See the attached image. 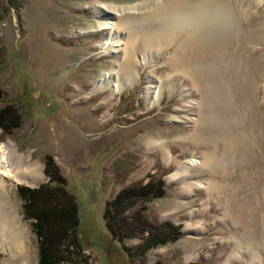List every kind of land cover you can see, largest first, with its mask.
<instances>
[{
    "label": "rangeland",
    "instance_id": "374dc122",
    "mask_svg": "<svg viewBox=\"0 0 264 264\" xmlns=\"http://www.w3.org/2000/svg\"><path fill=\"white\" fill-rule=\"evenodd\" d=\"M165 1L0 0V144L13 143L40 172L30 184L7 177L0 190V264H38V243L30 220L22 217L17 189L48 182L45 156L77 206L78 246L62 264H252L245 248L234 252L246 234L264 264V0H217L227 5L232 25L221 38L224 59L211 69L218 84L215 116L200 130L199 106L192 123L185 107L200 105V92L184 94L189 82L165 63L178 34L146 66L140 54L128 64L137 73L130 85L117 93L95 89L117 56L102 52L101 32L83 33L97 31L94 2L135 5L130 15L137 16L171 0ZM144 24L139 20L132 27ZM150 72L166 82L149 107ZM150 139L166 143L169 161L163 149L148 148ZM203 154L217 163L173 177L186 159ZM148 177L161 178L164 195L134 203L124 215L139 210L151 224L178 226L179 236L133 257L140 237L113 239L104 226L103 206ZM241 202L246 213L254 212L248 229L233 220ZM13 218L22 230L20 252L11 248Z\"/></svg>",
    "mask_w": 264,
    "mask_h": 264
},
{
    "label": "bare ground",
    "instance_id": "6f19581e",
    "mask_svg": "<svg viewBox=\"0 0 264 264\" xmlns=\"http://www.w3.org/2000/svg\"><path fill=\"white\" fill-rule=\"evenodd\" d=\"M185 1L171 0L168 1L169 4H165V1L164 4H156L144 15L139 14L137 16L130 15L131 11L136 10L135 5L118 6L94 2L97 31L89 30L83 33L101 32L102 37L99 47L102 48V52L117 56L112 69L101 75L97 82L95 81V89L104 86L110 88L112 93H117L122 86L130 85L136 78L137 73L127 66L131 62H136L135 57L138 54L141 56L140 64L146 66L149 58L155 57L161 50L168 49L176 34L180 35L177 47L170 55L166 56L165 63L169 65L174 74H178L180 78L187 79L185 81L189 82L187 84L190 85V88H187L184 94L192 91L190 96H195L197 91L200 92V105L196 102L185 106L187 107L186 111L194 116L191 123L192 120L196 119L195 114L192 112L196 111L199 106L198 129L200 130L215 116V98L218 95L216 85L218 84L215 85L217 81L214 80L212 75V72L215 71L212 67L216 65L215 63L220 64L224 59L225 47L222 46L221 38L226 37L232 22L229 17V9L225 3L217 0H202L191 4ZM139 20L141 23L145 22V26L142 25L140 29L132 27V24L135 25ZM135 44L138 46L137 50L133 52ZM120 67L121 73L119 72ZM149 74L146 95L150 107L158 100L160 90H162L161 88H163L162 86L165 85L166 81L164 78L153 77L151 72ZM121 80L124 83L123 85L119 83ZM128 82L130 83L128 84ZM194 89L197 91L194 92ZM204 106L207 110L206 115L202 111ZM147 146L150 150L163 149L165 159L169 161L170 153L165 142L150 139ZM27 160V158L21 157L14 148L13 143H9L8 146L5 143L0 144V190H5V179L7 177L23 184H30L39 176L38 165H29ZM215 163H217L216 159L209 154L201 155L200 159H197V157L189 158L183 162L173 177L185 178L190 170L212 166ZM36 171L38 172L37 175H33ZM194 186L201 187V183ZM236 208L233 212V220L239 225L241 224L243 228L248 229L251 221L249 219H251L254 212L252 214L251 212L246 213L245 209L248 207L242 202ZM15 220L13 218L10 222L12 224L11 248L14 252H20L18 246L22 244L20 240L22 230L15 223ZM239 248H245L249 252L252 264H262L254 240L250 236L246 234L240 243L237 242L234 252Z\"/></svg>",
    "mask_w": 264,
    "mask_h": 264
},
{
    "label": "trees",
    "instance_id": "16d2710c",
    "mask_svg": "<svg viewBox=\"0 0 264 264\" xmlns=\"http://www.w3.org/2000/svg\"><path fill=\"white\" fill-rule=\"evenodd\" d=\"M44 160L48 182L36 189L18 187L17 193L23 201L22 217L30 220L38 243V264H62L65 256L78 246L77 206L72 195L66 192L65 181L51 158L45 156ZM148 178L150 180L142 185L119 190L103 206L104 226L113 239L120 242L135 235L140 237V244L131 254L133 257H142L153 247L174 241L179 236L178 226L168 222L151 224L139 210L128 217L124 215L134 203L164 195L161 178Z\"/></svg>",
    "mask_w": 264,
    "mask_h": 264
}]
</instances>
